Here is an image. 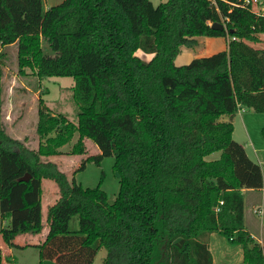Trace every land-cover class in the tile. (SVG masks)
I'll return each instance as SVG.
<instances>
[{
	"label": "trees",
	"instance_id": "1",
	"mask_svg": "<svg viewBox=\"0 0 264 264\" xmlns=\"http://www.w3.org/2000/svg\"><path fill=\"white\" fill-rule=\"evenodd\" d=\"M262 34L264 14L247 0H166L156 7L150 0H63L47 9L43 0H0L2 241L16 247V237L39 235L47 224L45 240L34 245L41 259L56 263L92 264L102 247L103 264H212L200 239L216 232L241 247L242 264H264V246L244 227L240 189L260 181V170L240 169L243 150L233 143L231 122L240 111L264 113V47L249 45ZM199 37H229L227 49L175 65ZM12 46L21 76L28 69L38 81H74L76 124L38 97L35 130L43 141L36 150L10 137L2 121L3 67ZM75 133L71 154L85 153L83 139L99 150L78 170L113 157L119 188L111 204L101 181L83 188L47 160ZM222 151L232 155L234 176L223 168L226 157L205 161ZM43 180L58 192L44 220ZM72 217L77 227L70 229Z\"/></svg>",
	"mask_w": 264,
	"mask_h": 264
},
{
	"label": "rangeland",
	"instance_id": "2",
	"mask_svg": "<svg viewBox=\"0 0 264 264\" xmlns=\"http://www.w3.org/2000/svg\"><path fill=\"white\" fill-rule=\"evenodd\" d=\"M62 1L63 0H43V6L47 9ZM165 1L166 0H150L154 7ZM252 7L254 11L264 14V5L262 9L260 5ZM206 38H219L221 43H223V37L196 38L199 43L201 42L200 45L193 49H181L176 56L177 65L188 64L193 57L199 58L214 54L216 51L205 43H202V41H206ZM226 38L229 40V37ZM249 45L256 48H263L264 37L262 44L251 43ZM222 49L219 50L221 51ZM186 53L190 57L193 54L191 59L188 58L184 60V55H186ZM138 55L141 56L144 61L150 58L149 56ZM73 85L74 81L71 77H49L38 81L28 69H26V75L21 76L18 74L16 65L15 46L8 48L7 64L3 67L1 84L2 121L6 132L10 137L22 142L25 147L36 150L38 144L43 141L39 138L35 130L38 109L37 99L39 96L43 99L50 113L63 115L68 121L76 124L78 107L72 98ZM42 92L43 94L41 95L40 93ZM224 121H229V119L224 118ZM232 124L234 128L232 134L233 143L242 147L243 152L241 151V154L245 157L239 155L242 165L240 169H244L247 165L252 164L259 168L261 177L262 171L264 173V140L261 136V129L264 126V113H256L251 110H246L243 113H236L232 118ZM77 138V133H75L70 142L60 149V155L49 157L47 160L56 163L62 172L69 178H74L75 182L80 184L83 188H95L101 181L100 190L105 193L107 197L106 202L111 204L117 196L119 188V176L112 169L113 157H103L99 164H95L93 161H86L84 162L83 168L78 170L81 163L85 161L87 157L99 154V150L91 140L83 139L85 153L82 155L71 154V147L77 141ZM219 157L220 152H215L207 156L205 161L211 162L210 160L218 159ZM244 160L247 164H245ZM41 189L42 194L40 200L44 220L46 208L57 201L58 192L55 183L51 180H43ZM243 194L247 223L250 226L246 228L251 230L253 235L256 236L255 242L260 244L259 240H261L264 245V237L262 239L258 234L259 223L264 222V214L260 216L253 213V210L264 207V194L260 192H246ZM247 200H255L257 203L247 204ZM74 227H77V220L75 217H72L69 222V228L72 229ZM47 228L48 225L45 224L44 231L39 235L21 236L18 242L26 246L22 248L13 247L11 249V263L5 262L4 258H2V264H61L49 259H41L39 257V249L34 245L38 244L40 237L46 234ZM200 240L207 245L212 256V264H242L241 247L229 244L227 240L218 233L205 234ZM93 247H98V241L94 242ZM105 255V249L98 247L92 264H103Z\"/></svg>",
	"mask_w": 264,
	"mask_h": 264
},
{
	"label": "crops",
	"instance_id": "3",
	"mask_svg": "<svg viewBox=\"0 0 264 264\" xmlns=\"http://www.w3.org/2000/svg\"><path fill=\"white\" fill-rule=\"evenodd\" d=\"M261 2L263 3L262 4V6L264 5V0H261ZM256 7V6H255ZM254 9H256V8H254ZM263 37H264V34H262V35H260V39H261V42L260 43H258V44H262V41H263ZM209 39V40H208ZM219 38H206L205 40L206 41H202V43L204 44H206L207 46H210L214 51H216V52H219L220 50L219 49H222V47H223V49L221 50V51H223V50H226L227 49V42H228V38H225V37H223V43H221V41H220V39L218 40ZM204 40V39H203ZM201 43V42H200ZM200 43L198 42V45L197 46H199L200 45ZM224 45V46H223ZM196 46V47H197ZM183 49V48H182ZM183 51V50H182ZM215 52V53H216ZM192 56H193V54H192ZM191 56V57H192ZM191 57L190 56H188L187 55V53H186V55H184V60L186 59H191ZM195 57H193L191 60H193ZM176 60H177V58H175L174 59V64L175 65H177V63H176ZM190 60V61H191ZM189 61V62H190ZM181 63H183V62H181ZM181 65H184V64H180V66ZM177 66H179V65H177ZM239 113H243V111H240ZM231 122H232V119H231ZM232 139H233V137H232ZM231 155V153H228L227 154V152L226 151H222V152H220V157L218 158V159H214V160H210L211 162H214V161H218L220 158H222V157H226V162H225V164H224V167L223 168H225L226 169V171H227V173L228 174H231L232 176H234L235 174H236V171H235V169L234 168H232V167H230V161H231V159H232V155ZM258 163H260V162H258ZM226 166H229V167H226ZM235 173V174H234ZM216 183H218V181H214V184H216ZM245 184V185H244ZM243 185L242 184H240V189H241V192H242V195H244L243 193H246V192H249V193H255V192H260V193H262V194H264V186H263V184H264V173H263V171H262V174H261V179H260V181H258L257 182V180L256 179H254L253 181H250V185L249 186H246V183H244ZM227 188H229V186H227ZM243 198H244V196H243ZM247 202V204L249 203V204H255V203H257L255 200H247L246 201ZM253 213H256L257 215H263L264 214V207H260V208H257L256 210H253ZM43 215V214H42ZM245 221H246V224H245ZM247 225V226H246ZM244 227H245V230L251 235V237L255 240V238H256V236L255 235H253V233L251 232V230H248V228L250 227L249 225H248V223H247V216H246V213H245V200H244ZM246 227H248V228H246ZM44 229H45V227H44ZM44 229H43V231H44ZM48 229V228H47ZM42 231V232H43ZM41 232V233H42ZM47 232H48V230L46 231V234L45 235H43L42 237H40V241H39V243L38 244H40V243H42L44 240H45V237H46V235H47ZM258 234H259V237H262V239H263V237H264V222H260L259 223V228H258ZM21 236H19V237H16L15 239H14V241H13V243H14V245H16V247L17 248H22L25 244H22V243H20V242H18V239L20 238ZM260 241V245H262V246H264L263 245V243L261 242V240H259ZM262 243V244H261ZM13 247H9L8 245H6L3 241H2V239H1V236H0V264H2V258H4V260H5V262H8V260H9V263H11V249H12ZM4 256V257H3ZM9 258V259H8Z\"/></svg>",
	"mask_w": 264,
	"mask_h": 264
},
{
	"label": "water",
	"instance_id": "4",
	"mask_svg": "<svg viewBox=\"0 0 264 264\" xmlns=\"http://www.w3.org/2000/svg\"><path fill=\"white\" fill-rule=\"evenodd\" d=\"M212 29L214 30H223L224 26L221 23H213L211 25ZM30 178L29 174H26L25 176L21 177L19 180L20 181H27Z\"/></svg>",
	"mask_w": 264,
	"mask_h": 264
},
{
	"label": "built area",
	"instance_id": "5",
	"mask_svg": "<svg viewBox=\"0 0 264 264\" xmlns=\"http://www.w3.org/2000/svg\"><path fill=\"white\" fill-rule=\"evenodd\" d=\"M247 3H249L251 5V8H253L252 6H258L260 5L261 6V9H262V2L261 0H247Z\"/></svg>",
	"mask_w": 264,
	"mask_h": 264
}]
</instances>
